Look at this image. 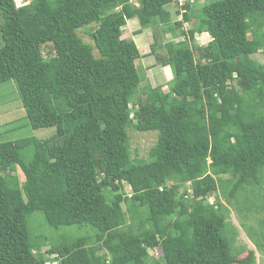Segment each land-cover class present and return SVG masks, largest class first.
<instances>
[{
	"label": "trees",
	"instance_id": "obj_1",
	"mask_svg": "<svg viewBox=\"0 0 264 264\" xmlns=\"http://www.w3.org/2000/svg\"><path fill=\"white\" fill-rule=\"evenodd\" d=\"M134 1L0 0V84L13 81L33 130H55L0 143V264H46V254L60 264H255L252 250L238 258L229 208L207 200L222 188L227 202L242 196L264 211V63L252 58L264 51V0L185 2L174 22L191 24L183 40L152 35L150 54L161 48L155 60L172 71L168 91L130 104L142 56L124 28L169 24L173 3ZM201 33L205 45L193 42ZM129 128L157 133L146 160L131 159ZM35 212L51 229L93 234L41 253Z\"/></svg>",
	"mask_w": 264,
	"mask_h": 264
},
{
	"label": "rangeland",
	"instance_id": "obj_2",
	"mask_svg": "<svg viewBox=\"0 0 264 264\" xmlns=\"http://www.w3.org/2000/svg\"><path fill=\"white\" fill-rule=\"evenodd\" d=\"M205 0H190L198 7ZM137 6L136 0L133 2ZM166 9L170 12V23L165 26H153L136 34L139 25L135 19H131L127 22L123 31L124 39H131L140 53H144L146 56H142L140 60L136 61L138 74L141 78V83L135 89L134 94L130 99V104H136L138 100L144 99V94L151 88L160 86L162 92H167L170 86V80L172 78V71L170 68L163 67L155 60L156 54H161L163 51L161 48H157L156 54H150V46L153 43L152 35L154 32L160 34L161 42L174 41L175 43L183 40L182 32H187L191 28V24L183 23L182 27H176L174 22L180 21L181 11L178 12L176 4H170L166 6ZM167 29V30H166ZM86 28L78 31L79 36L84 42L90 43V39L86 33ZM163 37V38H162ZM194 43L205 45L209 39L207 36H200L195 34ZM254 60L259 63H264V51H260L252 56ZM128 134V145L130 151V157L132 160L147 159L149 149L154 145L156 140V132H138L133 128L126 130ZM55 133L53 127L40 128L33 130L25 116V112L20 103L15 84L13 81H7L0 84V143L10 142L23 138H36L44 140L50 138ZM16 175L19 182H23L24 177L19 169L16 171ZM226 179L227 177H223ZM123 191L126 195H130V189L126 184H123ZM263 193V187L259 186L256 190L249 189L248 192ZM260 194V195H261ZM224 192L222 188L218 189L216 193L211 195L207 200L209 203H213L215 200H219L229 208L228 221L237 229V236L235 238L234 248L239 250L244 248L238 258L246 256L248 250L254 251L255 264H264V211L256 209L250 205L244 197H234L230 202H227L224 198ZM261 198V197H260ZM264 199V197H262ZM129 222H127L128 224ZM131 225H135L132 224ZM29 227L34 235L42 236L48 239V242L42 245L39 249L41 253L46 252L49 248V244L62 243L74 239L79 236H92L93 232L88 226H64L57 230L51 229L47 224L43 222V216L39 212H35L29 219ZM149 254L153 257L160 255L158 250L149 251ZM47 259L46 264H60L59 261L53 255H45Z\"/></svg>",
	"mask_w": 264,
	"mask_h": 264
},
{
	"label": "built area",
	"instance_id": "obj_3",
	"mask_svg": "<svg viewBox=\"0 0 264 264\" xmlns=\"http://www.w3.org/2000/svg\"><path fill=\"white\" fill-rule=\"evenodd\" d=\"M177 2V4L179 6H182L184 4V2H186V0H175ZM15 5L17 8L25 5L26 3H28V0H14Z\"/></svg>",
	"mask_w": 264,
	"mask_h": 264
},
{
	"label": "clouds",
	"instance_id": "obj_4",
	"mask_svg": "<svg viewBox=\"0 0 264 264\" xmlns=\"http://www.w3.org/2000/svg\"><path fill=\"white\" fill-rule=\"evenodd\" d=\"M186 2H190V0H186ZM184 3H185V2H184ZM191 3H192V2H191ZM173 4H176V6L178 7V9H179L181 12L184 11L183 9H181L182 6H179L175 0H173ZM180 11H179V12H180Z\"/></svg>",
	"mask_w": 264,
	"mask_h": 264
},
{
	"label": "crops",
	"instance_id": "obj_5",
	"mask_svg": "<svg viewBox=\"0 0 264 264\" xmlns=\"http://www.w3.org/2000/svg\"><path fill=\"white\" fill-rule=\"evenodd\" d=\"M135 20H136V19H135ZM128 21H129V20H128ZM128 21H127V22H128ZM136 21H137V20H136ZM198 35H200V36H205V37L207 36L208 38H210L209 35L206 34V33H201V34H198ZM209 40H210V39H209ZM140 54H141V53H140ZM142 54H143V55H142ZM142 54H141L142 56H146V55H144V53H142ZM167 69H169V67H168ZM169 70H170V69H169Z\"/></svg>",
	"mask_w": 264,
	"mask_h": 264
}]
</instances>
